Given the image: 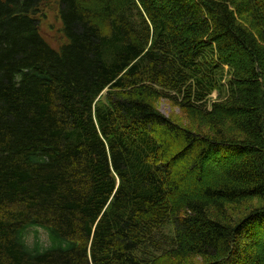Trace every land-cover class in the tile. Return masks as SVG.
<instances>
[{"label":"trees","instance_id":"trees-1","mask_svg":"<svg viewBox=\"0 0 264 264\" xmlns=\"http://www.w3.org/2000/svg\"><path fill=\"white\" fill-rule=\"evenodd\" d=\"M0 264H264V0H0Z\"/></svg>","mask_w":264,"mask_h":264},{"label":"rangeland","instance_id":"rangeland-1","mask_svg":"<svg viewBox=\"0 0 264 264\" xmlns=\"http://www.w3.org/2000/svg\"><path fill=\"white\" fill-rule=\"evenodd\" d=\"M46 11L48 13V16L42 21L41 29L49 43H51V45L55 48H60L68 40L64 36V33L62 31V21L59 15V4L57 2H52V4L48 8H46ZM105 94L106 92H104V96ZM225 94L226 91L224 90L222 92L219 89L214 90L208 98V103L211 105L218 98L224 97ZM104 96L100 98L105 99ZM157 106L160 111L167 117H171L172 119L184 125H188V121L186 120L179 106L171 103L165 98H161L158 101ZM249 206L250 205L244 204L241 206L228 208L226 211V215L224 216L226 218V221L232 223L238 222V220L248 212ZM224 217H222V220ZM39 235L42 237V239L46 237V233L42 229L39 230ZM30 240H32V238H30Z\"/></svg>","mask_w":264,"mask_h":264}]
</instances>
